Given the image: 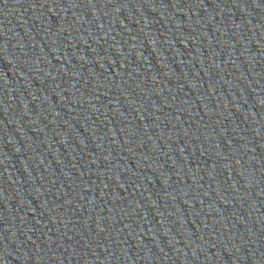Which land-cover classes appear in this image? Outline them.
I'll use <instances>...</instances> for the list:
<instances>
[{"label":"water","instance_id":"obj_1","mask_svg":"<svg viewBox=\"0 0 264 264\" xmlns=\"http://www.w3.org/2000/svg\"><path fill=\"white\" fill-rule=\"evenodd\" d=\"M0 264H264V0H0Z\"/></svg>","mask_w":264,"mask_h":264}]
</instances>
